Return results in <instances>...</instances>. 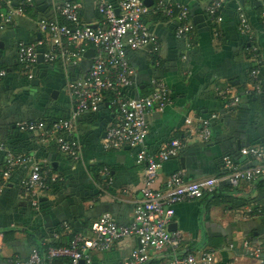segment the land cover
<instances>
[{"label": "crops", "instance_id": "1", "mask_svg": "<svg viewBox=\"0 0 264 264\" xmlns=\"http://www.w3.org/2000/svg\"><path fill=\"white\" fill-rule=\"evenodd\" d=\"M33 1L31 11L11 24L4 23L7 10L0 7V71L6 73L0 79V175L9 157L26 158L8 179L0 180V264L26 258L33 249L48 246L55 235L63 243L74 234L89 236L93 224L105 213L128 224L142 197L144 166L137 162L138 150L103 147L106 130L118 115L110 100L105 101L107 95L97 111L78 118L76 132L68 140L77 142L80 151L71 156L62 154L52 139L43 142L38 132L19 130L20 122L67 119L74 107L67 85L82 76L93 56L73 65L38 60L26 71L17 60L18 44L44 40L38 22L57 18L54 8L65 2L80 4L82 22L95 26L100 20L95 0ZM170 2L190 9L191 39L176 38V23L149 13L147 24L162 44V65L157 68L150 47L128 52L127 59L137 73V91L131 96L148 94L156 77L170 90L171 104L147 117L150 153L157 154L175 138L184 142L179 158L160 169L162 182L178 170H184L190 181L217 177L224 156L243 162L240 149L258 146L264 139V94L254 101L242 97L244 90L253 87L250 73L258 64L259 80L264 83V0H258L260 4L256 0H226L220 24L213 23L206 13L210 0ZM240 10L248 18L251 40L239 31ZM227 87L240 98L235 106L217 93V88ZM212 114L218 117L205 141L199 134V121ZM34 163L48 172L49 188L36 191L31 200L23 185ZM104 170L109 171L108 176ZM261 182L237 187L221 183L212 196L176 205L169 230L182 232V250L217 251L216 264H264V216L249 212L254 205L264 206ZM30 200H37L38 205ZM7 232H12L11 238L5 237ZM251 247L262 250L261 261L249 255ZM137 248L136 239H127L109 251L93 252L92 264H120ZM169 254L152 255V264H167Z\"/></svg>", "mask_w": 264, "mask_h": 264}, {"label": "built area", "instance_id": "2", "mask_svg": "<svg viewBox=\"0 0 264 264\" xmlns=\"http://www.w3.org/2000/svg\"><path fill=\"white\" fill-rule=\"evenodd\" d=\"M95 1L100 16L99 23L95 26L82 22L79 3L65 2L55 6L57 18L38 22L44 40L35 44H18L17 60L26 71L35 67L39 55H42L46 63L73 65L83 60L88 51H93L88 69L80 78L67 85V90L74 99L70 116L58 120L51 128H47L43 121L20 122L18 128L21 131L38 132L43 142L55 140L60 152L71 156L80 151L77 142L68 140V136L76 132L78 118L86 112L97 111L106 95H110L111 105L118 115L106 130L103 147L105 150L126 147L138 150L137 162L144 166L142 197L135 205L133 218L128 224H120L111 214L105 213L93 224L89 236L75 235L69 247H52L47 257L39 248H35L26 258H16L11 263L53 264V258L63 257L68 258L71 264H92L93 252L109 251L115 245L133 238L139 242V248L134 249L120 264H152V255L165 251L170 253L167 264H216L217 251L185 253L182 250V232L169 230L175 218V206L212 195L221 183L237 187L264 179V142L262 145L241 148L239 154L244 159L243 162L224 156L222 173L217 177L190 181L184 170H178L162 182L160 169L164 163L179 158L184 142L175 138L157 154L150 153L146 145L149 132L147 117L153 112H163L171 104L170 90L162 79L156 77L151 81L148 94L131 96L133 90L137 91V73L129 63L127 54L150 47L156 56V65H159L162 44L150 30L145 17L149 13L162 14L166 20L177 24L176 38L189 40L194 29L190 9L184 4L171 3L170 0H153L151 7H147L144 0ZM225 1L210 0L206 7L208 17L215 24H220L223 20ZM0 7L7 10L4 23L11 24L17 16H24L28 9L34 7V1L0 0ZM239 19L240 33L251 40V28L243 10H240ZM46 45L47 48L42 50ZM5 75V71L1 70L0 79ZM259 75L258 64L250 73L253 87L247 89V94L260 93ZM252 81L256 83L253 84ZM217 93L231 106L240 102L239 96L233 93L231 87L217 88ZM217 117L212 114L208 119L199 121V134L203 140H209L211 123ZM191 123V120H187V124ZM25 162L24 156L9 157L0 180L8 179L12 170ZM103 173L109 175L107 170ZM48 179L49 175L44 167L34 163L23 185L31 200L36 191L49 188ZM31 202L34 206L38 205L37 200ZM249 212L264 216V206L254 205ZM245 246H249L248 242H245ZM249 251L252 258L261 261L260 248L251 247Z\"/></svg>", "mask_w": 264, "mask_h": 264}, {"label": "trees", "instance_id": "3", "mask_svg": "<svg viewBox=\"0 0 264 264\" xmlns=\"http://www.w3.org/2000/svg\"><path fill=\"white\" fill-rule=\"evenodd\" d=\"M29 10L31 11V9H28L27 11L29 12ZM153 16H154V18H158V19H161V20H166L163 17L162 14H157V15L153 14ZM145 21H146V17H145ZM257 61H259V59H257ZM161 65H162V60L160 61L159 65H156V66H157L158 69H160ZM259 66H260V64H259ZM257 67H258V65L253 67V69L257 68ZM252 83L255 84L256 82L252 81ZM260 87H261L260 93L251 92L250 94H247L246 93L247 89H246V90H244L242 97L247 98L249 101H254V100L258 99L262 94H264V83H260ZM109 100H111V96L110 95L107 96V100H105V101H109ZM41 121L46 123L47 128H51V126L55 122H57L58 120H54V119L50 118V119H42ZM31 133H35V132H31ZM52 141L55 142V140H52ZM263 142H264V139L258 145H262ZM55 144H56V142H55ZM260 181H262L261 184L263 186L264 185V179L259 180V182ZM212 195H206L205 197H209V196H212ZM5 237L6 238H9V237L11 238L12 237V232L5 233ZM74 237H75V234H74V236L70 237V239L66 243H63V239H61V238L60 239L59 238L52 239V242L48 246H41V249L39 248V250L41 251V253L45 257H47V254H48V251H49L50 248H52V247L53 248L69 247L70 244L72 243ZM52 262H53V264H71L70 260L68 258H63V257L53 258Z\"/></svg>", "mask_w": 264, "mask_h": 264}, {"label": "water", "instance_id": "4", "mask_svg": "<svg viewBox=\"0 0 264 264\" xmlns=\"http://www.w3.org/2000/svg\"><path fill=\"white\" fill-rule=\"evenodd\" d=\"M144 4L147 6V7H151L153 5V0H144ZM256 4H260V2H256ZM93 56V51H90L86 54V57H92ZM39 61H43V57L42 55H39V58H38Z\"/></svg>", "mask_w": 264, "mask_h": 264}]
</instances>
